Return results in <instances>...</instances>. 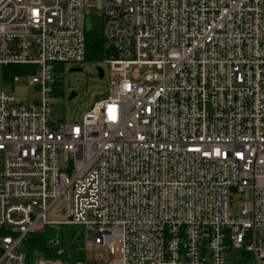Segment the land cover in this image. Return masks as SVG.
Wrapping results in <instances>:
<instances>
[{"label":"built area","instance_id":"2783aa9c","mask_svg":"<svg viewBox=\"0 0 264 264\" xmlns=\"http://www.w3.org/2000/svg\"><path fill=\"white\" fill-rule=\"evenodd\" d=\"M87 8L112 88L80 123L55 121ZM21 82L39 97L19 100ZM78 225L108 264H264V0H0V264H103L24 251Z\"/></svg>","mask_w":264,"mask_h":264},{"label":"rangeland","instance_id":"374dc122","mask_svg":"<svg viewBox=\"0 0 264 264\" xmlns=\"http://www.w3.org/2000/svg\"><path fill=\"white\" fill-rule=\"evenodd\" d=\"M101 29L102 17L100 12L96 9L87 8L86 30ZM106 47H108L107 44ZM74 67H81L82 71L71 72L70 69ZM98 67L102 68L104 71L103 78L99 77ZM61 68L63 71L58 75L60 87H58L59 90L53 98V120L67 123H80L87 110H90L96 101L102 100L109 95L112 88L109 65L106 60L102 62L84 60L79 65L66 63L61 66ZM14 90L19 100H36L39 97L36 87L24 82L16 84ZM72 92H76L77 96L70 99L69 96ZM250 197L251 194L249 190L242 194H235L231 203L232 213L238 214L240 205L244 201L249 200ZM73 229L76 235L80 232H85L83 226H74ZM76 242L81 249L71 251L69 246L65 247L66 255L69 256L71 262L100 259L103 264H108L113 258L104 247H94L85 250L84 235L79 236Z\"/></svg>","mask_w":264,"mask_h":264},{"label":"trees","instance_id":"16d2710c","mask_svg":"<svg viewBox=\"0 0 264 264\" xmlns=\"http://www.w3.org/2000/svg\"><path fill=\"white\" fill-rule=\"evenodd\" d=\"M111 50L106 47L104 37L101 30H86V55L85 61L102 62L111 57ZM23 66L21 65H8L4 70L8 72L5 76L9 79L10 76L20 74ZM58 86L60 87L59 78L57 79ZM56 91V94H57ZM74 226H60V227H47L44 232L31 234L23 242V248L29 259L44 256L46 258L66 256L65 247L72 244H77L76 240L81 236L75 233ZM3 231H0L2 234ZM77 236V237H76ZM63 250V255L59 256L57 251Z\"/></svg>","mask_w":264,"mask_h":264},{"label":"water","instance_id":"95a60500","mask_svg":"<svg viewBox=\"0 0 264 264\" xmlns=\"http://www.w3.org/2000/svg\"><path fill=\"white\" fill-rule=\"evenodd\" d=\"M71 72H80L82 71V68L81 67H74V68H71L70 69ZM98 72H99V77L100 78H103L104 77V71L102 68L98 67ZM77 96V93L76 92H72L69 96V98H73ZM71 249H75L76 248V244L72 245V247H70Z\"/></svg>","mask_w":264,"mask_h":264}]
</instances>
